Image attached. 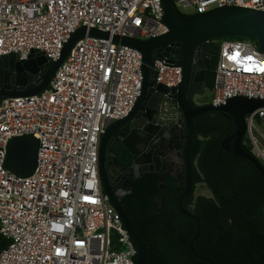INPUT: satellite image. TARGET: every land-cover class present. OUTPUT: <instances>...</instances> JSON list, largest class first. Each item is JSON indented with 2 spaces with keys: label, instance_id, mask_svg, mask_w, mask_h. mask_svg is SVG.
I'll return each instance as SVG.
<instances>
[{
  "label": "built area",
  "instance_id": "obj_1",
  "mask_svg": "<svg viewBox=\"0 0 264 264\" xmlns=\"http://www.w3.org/2000/svg\"><path fill=\"white\" fill-rule=\"evenodd\" d=\"M186 16L241 7L264 13V0H173ZM190 11L193 13L191 14ZM161 0H0V59L53 63L83 27L151 40L169 32ZM218 48L211 100H264V53L247 41ZM157 83L177 88L183 72L155 62ZM142 53L85 33L41 94L0 101V264H136L138 248L101 185L99 148L106 130L126 118L142 89ZM245 116L247 143L264 164V106ZM38 141L29 176L6 166L11 141Z\"/></svg>",
  "mask_w": 264,
  "mask_h": 264
},
{
  "label": "water",
  "instance_id": "obj_2",
  "mask_svg": "<svg viewBox=\"0 0 264 264\" xmlns=\"http://www.w3.org/2000/svg\"><path fill=\"white\" fill-rule=\"evenodd\" d=\"M165 16L164 21L169 32L141 41L124 38L99 30L83 27L75 30L65 43L58 60L49 63L43 55L37 56L33 51L27 61H18L13 54L0 59V67L4 79L0 81V98H20L41 94L50 85L55 73L65 61L76 41L85 33L105 38L142 53L143 82L140 96L130 114L114 122L105 132L99 148V159L103 166L111 147L113 136L133 158V173L126 175L128 179L138 180L145 174L156 173L164 180L173 168V155L166 151H173L180 162L179 174L176 178L185 176L181 182L185 187L179 203L181 212L194 219L197 223V233L191 242V252L199 259L216 264L214 261L198 256L194 251V243L199 239L201 226L198 218L182 208L186 196L193 192L191 148L194 134L195 118L211 112H221L235 119L237 131L232 137L234 145L232 151L238 157L252 162L264 176V168L256 157L246 153L241 144L246 136L247 113L255 114L254 110L264 106V100L259 98H244L236 95L228 98L218 106L205 105L193 107L190 100L198 96L211 93L215 87L217 76L218 45L213 40L224 37H242L254 39L259 43V50L264 53V13L241 7L224 6L203 14L191 16L178 11L173 0H161ZM165 60L168 64L182 69V82L177 88H167L157 83L155 62ZM236 102H245L249 109L245 112L238 110ZM128 127L129 135L120 136L122 129ZM141 130L138 133V130ZM141 134H149L163 143L164 150L155 155V149L140 152L133 143V139ZM158 142V143H159ZM230 146V141L227 142ZM38 141L29 136L11 141L8 148L6 166L20 176H29L37 163ZM177 159V160H178ZM106 195L120 215L123 225L138 248L136 264H145L147 250L144 242L134 232L130 219L123 209L121 202L124 197L132 193V184L128 189H113L109 181L105 180Z\"/></svg>",
  "mask_w": 264,
  "mask_h": 264
},
{
  "label": "trees",
  "instance_id": "obj_3",
  "mask_svg": "<svg viewBox=\"0 0 264 264\" xmlns=\"http://www.w3.org/2000/svg\"><path fill=\"white\" fill-rule=\"evenodd\" d=\"M224 39L253 42L259 49L254 39L218 40ZM3 72L0 67V75ZM190 104L203 106L194 99ZM194 128L193 192L184 198L182 208L200 222L195 253L216 264H264V176L252 162L233 153L235 119L211 112L196 117ZM241 146L253 155L246 136ZM185 180L182 175H167L161 180L158 174L149 173L132 180V193L122 199L134 232L146 246L145 264H211L197 258L190 249L197 223L179 208L185 191L181 182ZM199 185L205 186L211 195H196ZM8 245L9 241L0 236V252Z\"/></svg>",
  "mask_w": 264,
  "mask_h": 264
},
{
  "label": "flooded vegetation",
  "instance_id": "obj_4",
  "mask_svg": "<svg viewBox=\"0 0 264 264\" xmlns=\"http://www.w3.org/2000/svg\"><path fill=\"white\" fill-rule=\"evenodd\" d=\"M217 63H218V58H217ZM4 73L5 71L0 75L1 81L4 79ZM235 106L238 110L242 112H245L249 109V105L245 102H236ZM140 131L141 130L139 129L138 133ZM129 134L130 133L128 127H125L120 131L119 137L124 135L128 136ZM118 139L121 138H118V136L117 137L113 136L111 138L112 140L111 147L107 155V161L103 166L104 175H102V165L99 159L100 179L103 190L105 189V180H106L109 181V184L113 189L120 188L126 191L128 189L129 183L133 180V179H128L126 175L135 174L133 173V168H132L133 158L129 154V152L124 148V146H122L120 141H118ZM158 142H159L158 138H155L149 134L147 135L141 134V136L135 135L133 139V143L135 144V146H137L140 152H145L149 148L150 149L154 148L156 151L155 155H157L161 150H164L165 147L164 145H162L163 143L161 142L158 143ZM170 152H172L171 155H173L174 160L172 162L174 166L173 168L168 169V172L171 173L169 175L179 174L177 170L178 168L181 167L179 159L177 158V156L173 151H166V154L170 155ZM119 153L123 155V157L120 156Z\"/></svg>",
  "mask_w": 264,
  "mask_h": 264
},
{
  "label": "rangeland",
  "instance_id": "obj_5",
  "mask_svg": "<svg viewBox=\"0 0 264 264\" xmlns=\"http://www.w3.org/2000/svg\"><path fill=\"white\" fill-rule=\"evenodd\" d=\"M190 13L192 14L193 12L190 11ZM252 44H254V43L252 42ZM205 100L208 101V102L211 100V93H207L206 94ZM196 195L210 196L211 194H210V191L205 186L199 185L197 187V190H196Z\"/></svg>",
  "mask_w": 264,
  "mask_h": 264
},
{
  "label": "crops",
  "instance_id": "obj_6",
  "mask_svg": "<svg viewBox=\"0 0 264 264\" xmlns=\"http://www.w3.org/2000/svg\"><path fill=\"white\" fill-rule=\"evenodd\" d=\"M206 96V95H205ZM205 96H198L194 98V101L198 104H203L206 102Z\"/></svg>",
  "mask_w": 264,
  "mask_h": 264
}]
</instances>
